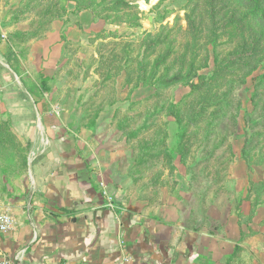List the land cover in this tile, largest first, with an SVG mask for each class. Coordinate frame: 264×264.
<instances>
[{"label": "rangeland", "instance_id": "obj_1", "mask_svg": "<svg viewBox=\"0 0 264 264\" xmlns=\"http://www.w3.org/2000/svg\"><path fill=\"white\" fill-rule=\"evenodd\" d=\"M82 10L95 26L63 45L60 83L40 86L61 89L45 111L66 146L107 165L116 209L207 211L213 226L240 214L249 230L255 216L264 234V0H0L16 32L80 25ZM9 120L0 112L3 203L34 188L42 145L41 123ZM255 243L264 258V235Z\"/></svg>", "mask_w": 264, "mask_h": 264}, {"label": "crops", "instance_id": "obj_2", "mask_svg": "<svg viewBox=\"0 0 264 264\" xmlns=\"http://www.w3.org/2000/svg\"><path fill=\"white\" fill-rule=\"evenodd\" d=\"M7 21L10 15H0V112L21 133L30 123H41L36 136L42 145L35 153L41 156L32 166L34 188L25 196L0 202V217L8 214L12 219L11 227L0 231V260L12 264H264L255 243L264 234L250 221L255 216L249 220V230L237 214L213 226L207 211L185 215L166 206L135 210L126 205L120 211L109 206L120 204L104 181L101 170L106 164L90 150L65 145L67 138L53 125L62 119L53 120L45 111L61 89L44 90L40 80L47 86L60 83L63 72L57 73L67 62L63 45L84 39L89 25L96 23L92 12H79L80 25L64 27L59 21L55 28L49 23L36 34L16 32ZM28 83L36 85L28 87Z\"/></svg>", "mask_w": 264, "mask_h": 264}, {"label": "built area", "instance_id": "obj_3", "mask_svg": "<svg viewBox=\"0 0 264 264\" xmlns=\"http://www.w3.org/2000/svg\"><path fill=\"white\" fill-rule=\"evenodd\" d=\"M2 84L0 82V95L2 93ZM109 206H111L112 208H117L112 202L109 203ZM12 224V219L11 216L8 214H3L0 217V231H6L11 227ZM125 261H127V259H125ZM0 264H12L11 261L9 260H0Z\"/></svg>", "mask_w": 264, "mask_h": 264}, {"label": "trees", "instance_id": "obj_4", "mask_svg": "<svg viewBox=\"0 0 264 264\" xmlns=\"http://www.w3.org/2000/svg\"><path fill=\"white\" fill-rule=\"evenodd\" d=\"M93 13V12H92ZM93 16H94V13H93ZM94 18H95V16H94ZM44 90H46V88H44ZM237 216L239 217V219H240V214H237Z\"/></svg>", "mask_w": 264, "mask_h": 264}, {"label": "water", "instance_id": "obj_5", "mask_svg": "<svg viewBox=\"0 0 264 264\" xmlns=\"http://www.w3.org/2000/svg\"><path fill=\"white\" fill-rule=\"evenodd\" d=\"M150 17H151V16H149V17H148V20H151V18H150Z\"/></svg>", "mask_w": 264, "mask_h": 264}]
</instances>
